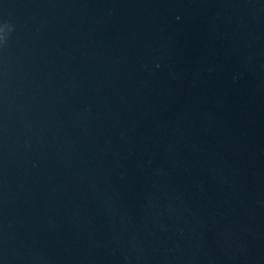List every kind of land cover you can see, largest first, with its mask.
<instances>
[{
	"label": "water",
	"instance_id": "95a60500",
	"mask_svg": "<svg viewBox=\"0 0 264 264\" xmlns=\"http://www.w3.org/2000/svg\"><path fill=\"white\" fill-rule=\"evenodd\" d=\"M0 264H264V0H0Z\"/></svg>",
	"mask_w": 264,
	"mask_h": 264
}]
</instances>
